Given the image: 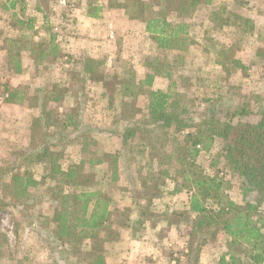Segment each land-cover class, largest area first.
I'll return each instance as SVG.
<instances>
[{"label": "rangeland", "instance_id": "1", "mask_svg": "<svg viewBox=\"0 0 264 264\" xmlns=\"http://www.w3.org/2000/svg\"><path fill=\"white\" fill-rule=\"evenodd\" d=\"M89 1L25 0L26 11L23 16L25 19L33 18L36 29V32L27 33L11 27L13 9L0 8V45L6 55L8 51L4 46L10 37L32 38L34 42L43 40L49 43L50 29L56 34V43L60 48V55L56 59L49 58L39 64L33 61L28 51H23L22 59L27 73L22 79L25 83L21 87L9 84L7 74L15 72L8 64L5 69L0 61V94L4 92V84L20 90L17 101L0 103V106L6 103L19 104L10 105L8 109L0 111V165L13 160L17 152L29 148L26 124L27 121L28 125L31 124L39 111L36 97L40 101L43 94L39 88L55 84L62 88L72 86V90L66 91L61 101L50 104V110L54 113H69L77 101L79 124L62 132L65 140L59 141L60 138L57 137L53 139L57 144L52 150L62 153V167L82 163L83 170L94 172L98 179L96 187L112 198L113 212L109 228L100 232V236L109 237L103 243L106 264H116L120 261H115V253L117 254L120 247L126 248V243L138 233L141 232L147 237V248L153 246L150 245V239L156 242L159 234L163 237V232L157 236L147 231L146 227L138 223L139 219H147L148 224L154 222L161 211L160 202L166 201L170 205L171 202L185 199L190 203L189 194L186 196L185 191H182L181 196L180 192H173L176 183H184L185 180L182 173L177 171L180 164L176 157L169 158L170 161L165 159V149L171 153V143L166 147L160 143L149 144V152L140 154V138L133 139L127 147L128 164L123 167L122 162H119L121 168L109 172L110 179L105 178V166L90 168L91 151L114 153L121 148V138L116 132L122 130L127 122L121 115L122 101L131 99L124 95V83L129 80L136 83L150 70L145 62L157 58L172 72V78L156 77L153 88L167 90L172 81L176 80V88L187 93L189 99H194L189 104V115H193L194 122H200L205 115L208 103L204 99L219 94L224 96L221 105L217 106L218 109L228 107L231 112L235 109L241 110V115L235 118L236 121L258 120V107L262 102L260 99L264 98V62L255 56V51L257 47L264 46V0H213L211 5H202L192 17L183 19L190 24L189 33L194 41L185 52L158 48L149 37L146 25L141 19L126 14L124 9L112 7L106 0H97V3L104 5L99 17L89 16ZM38 4H41L42 11L37 9ZM221 5L252 18L256 25L254 30L241 34L233 27L215 28L210 13L213 7ZM170 18L173 21L178 20L176 17ZM232 43L235 45V56L242 60L247 69H238L226 78L217 60L221 57L219 52L227 50ZM87 58L103 62L105 80L87 78L82 71ZM132 89V94H140L137 107L142 108V112L138 113V117L147 116L145 90L148 88L135 86ZM18 116L24 117V123H17ZM174 135L171 129L168 139L171 141ZM196 162L208 177L217 174L222 179L224 191L230 198L229 191L236 198L242 197V194L244 200L250 196L244 195L241 178L228 169L220 152L219 140L211 149L202 150ZM166 167H170L172 176L163 177L162 169ZM28 168L33 177L40 181L31 187L37 201L32 216L27 217L12 205L0 208V232L8 239L7 245H4L2 264H80L75 251H61L51 235L55 220L54 200L48 189L53 185V181L47 177L49 164L34 163ZM175 215L177 214L172 212V219H176ZM180 218L186 226L183 231L189 232L194 218L188 214H183ZM210 229L213 228L205 225L196 237L194 245L206 240L201 247L198 264H219L224 250L226 234L220 231L213 239L209 234ZM109 232L111 233L108 235ZM178 233L180 232L177 235ZM170 239L178 238L175 236ZM94 243L95 239H88L82 243V248H89ZM174 244L178 249V244ZM164 251L170 258L172 249H162L163 258ZM145 255L147 258L152 253ZM152 260L146 261V264H170L169 259L164 261L160 256H155ZM125 261L124 264L134 263L126 258ZM142 262L136 261L137 264Z\"/></svg>", "mask_w": 264, "mask_h": 264}, {"label": "trees", "instance_id": "2", "mask_svg": "<svg viewBox=\"0 0 264 264\" xmlns=\"http://www.w3.org/2000/svg\"><path fill=\"white\" fill-rule=\"evenodd\" d=\"M106 1L112 7L124 9L126 14L141 19L158 48L175 52L188 51L194 43L189 33L190 24L183 19L192 17L202 5L213 3V0ZM103 6L97 0H90L87 14L97 18ZM0 8L14 10L10 19L11 27L25 33L36 32L33 18L25 19L23 16L26 11L25 0H0ZM37 9L43 10L41 4L37 5ZM210 15L215 28L233 27L237 32L245 34L256 27L252 18L229 10L226 5L213 7ZM171 16L178 20L173 21ZM49 31V43L43 40L34 42L32 38L8 39L4 48L8 51L7 64L13 72L19 74L23 71V51H28L36 64L49 58L56 59L60 55L56 34L52 29ZM219 54L221 57L217 62L226 78L238 69H247L242 60L235 56L233 43ZM255 56L264 62V46L257 47ZM145 65L150 70L136 83L131 80L124 83V95L131 99L122 101L121 115L127 122L122 130L116 132L121 138V148L114 153L91 151L90 168L105 166V178L110 179L109 172L121 168V164H128L126 152L133 139L140 138V154L149 152V144L160 143L166 147L171 143V153L165 149V159L167 161L176 157L180 164L177 171L182 173L185 180L184 183H176L173 192L186 191L190 197V209L196 213L189 231L186 254L188 264L199 263L201 247L206 240L194 244L205 225L213 228L209 233L211 238L215 239L220 231L227 236L219 264H264V98L260 99L262 102L258 107V120L236 121L241 110L231 112L228 107L217 108L222 103L223 94L207 97L204 99L208 103L205 115L196 123L193 115H189V104L194 99H189L187 93L176 88V80L172 81L167 90L153 88L156 77L172 78V72L157 58L146 61ZM82 71L88 79L105 80L101 61L85 59ZM135 86L148 88L145 90L147 116L138 117L142 108L137 107L140 94H132ZM71 88H62L58 84L39 88L43 94L40 101L36 97L39 111L30 126L29 148L17 152L13 160L0 165V208L12 205L23 216H32L37 199L31 187L40 181L33 177L28 167L34 163L47 162V177L53 181V185L48 187L54 200L53 241L60 246L58 248L61 251H75L80 264H106L103 243L109 237L102 238L100 232L109 228L113 212L112 198L96 187L98 179L94 172L83 170L82 163L62 167V153L52 150L57 144L53 139L57 137L59 141L65 140L62 132L79 124L77 101L69 113H54L50 110V104L61 101L64 93ZM19 91V88L4 84V92L7 93L5 101H17L20 98ZM171 129L175 137L170 141L168 135ZM217 140L220 141V152L228 169L241 178L244 195L250 194L244 203L234 202L225 193L222 179L217 174L208 177L196 162L202 150L211 149ZM119 162L122 163L119 165ZM162 175L172 176L170 167L163 168ZM88 239H95V243L89 248H82V243ZM7 241L6 235L0 232V264Z\"/></svg>", "mask_w": 264, "mask_h": 264}, {"label": "crops", "instance_id": "3", "mask_svg": "<svg viewBox=\"0 0 264 264\" xmlns=\"http://www.w3.org/2000/svg\"><path fill=\"white\" fill-rule=\"evenodd\" d=\"M7 52V51H6ZM7 57H8V53L7 55L5 54L4 50L2 49L1 45H0V61L3 62L5 69L7 68ZM22 65H23V71L19 74L17 73H10L7 74V76L9 77L7 80L9 82L10 85L12 86H20L21 84H24L25 82L22 80L25 76H26V65L24 62V59H22ZM148 72V71H147ZM160 77V76H159ZM2 80V79H1ZM6 80V79H5ZM21 87V86H20ZM20 103V102H18ZM13 105V106H17L19 104L16 103H6L5 105L0 106V111L4 110V109H8V106ZM23 105V103H22ZM11 116V115H10ZM15 118V117H14ZM18 118L17 123L21 124L22 121L24 123V117L22 116H18L16 117ZM26 124V133L30 134V126L31 124L29 123L28 125ZM28 125V127H27ZM25 128V127H24ZM1 134V133H0ZM231 199L236 202V203H244V197L242 194H240L242 197L240 198H236L234 197V195L231 193V191H229ZM183 193L180 192V196ZM186 196H188L187 192L185 191ZM189 198V196H188ZM166 202V201H165ZM165 202H160L159 203V207L161 210L160 213L158 214V216L156 217L155 221L152 223L148 224V220L147 219H139L138 223H140L141 225H143L144 227H146L147 231L152 232L153 234H156L158 236V234L160 232H163L164 235L162 237V235L159 234L158 236V240L156 242H153L152 239H150V246L149 248H147L146 243L148 242V239L146 236H143L142 233H138L137 236L135 238H133L132 240H130L126 246V248H122L120 247V249H118L117 254L115 253V261H120V263H116V264H124L126 263L125 258L130 260H133L134 263L133 264H137L136 261L140 260L143 261L141 264H146V261H150L152 262V258H154L155 256H160V258L162 260L165 261V259H169L170 264H187V250H188V240H189V232L187 231H183V227L184 222L182 221V219L180 218L183 214H188L190 215V217L193 219L195 218L196 213L191 211L190 209V203L189 200H185L184 201H175V202H171L170 205H168ZM180 208V209H178ZM170 210V211H169ZM176 210V211H175ZM172 212L176 213L177 216L176 219H172ZM148 224V225H147ZM186 227V226H185ZM177 232L183 233L179 235H177ZM187 233V234H186ZM149 237L153 238L154 236L152 235H148ZM177 237V240H171L170 238L172 237ZM157 243V245H156ZM174 243L178 244V249L176 247V245ZM164 244V247H161V245ZM172 249V254L170 255V258L167 254V252H165L164 258L163 255H161V250L162 249ZM152 253V255H150L149 257H145V254H150ZM107 260L111 261L110 257H107ZM113 260V259H112Z\"/></svg>", "mask_w": 264, "mask_h": 264}, {"label": "built area", "instance_id": "4", "mask_svg": "<svg viewBox=\"0 0 264 264\" xmlns=\"http://www.w3.org/2000/svg\"><path fill=\"white\" fill-rule=\"evenodd\" d=\"M7 96V93L3 92L0 94V103H2L3 101H5V97Z\"/></svg>", "mask_w": 264, "mask_h": 264}]
</instances>
